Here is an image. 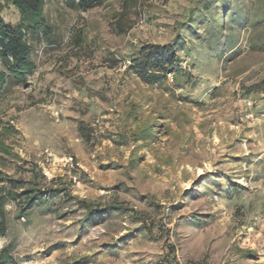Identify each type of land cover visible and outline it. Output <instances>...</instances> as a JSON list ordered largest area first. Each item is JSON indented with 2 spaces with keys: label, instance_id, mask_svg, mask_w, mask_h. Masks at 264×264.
Wrapping results in <instances>:
<instances>
[{
  "label": "rangeland",
  "instance_id": "374dc122",
  "mask_svg": "<svg viewBox=\"0 0 264 264\" xmlns=\"http://www.w3.org/2000/svg\"><path fill=\"white\" fill-rule=\"evenodd\" d=\"M44 13L55 40L0 98V169L45 193L5 204L10 264H264V0ZM146 44L171 45L178 69L142 81L131 58Z\"/></svg>",
  "mask_w": 264,
  "mask_h": 264
},
{
  "label": "trees",
  "instance_id": "16d2710c",
  "mask_svg": "<svg viewBox=\"0 0 264 264\" xmlns=\"http://www.w3.org/2000/svg\"><path fill=\"white\" fill-rule=\"evenodd\" d=\"M67 1L75 9L88 10L102 0ZM45 3L46 0H0V98L10 86L24 85L28 76L35 71L36 64L31 58L33 44L39 41L51 43L55 40L53 26L44 13ZM10 5L16 8L19 14L15 23L6 22L2 16L3 9ZM178 62V56L169 44L142 45L139 47L138 55L131 58L134 72L145 83L159 82L168 73H174L178 69ZM90 129L83 121L77 124L78 134L85 141H90ZM3 152L7 150L0 142V153ZM17 183V180H13L0 169V239L6 236L7 231L5 211L7 201L15 200L19 203L20 210L25 212L45 194L40 188L31 187L18 191ZM82 204L87 211L92 210V203L82 200ZM108 207L123 208L118 203L110 204ZM12 261L9 244H3L0 247V264H10Z\"/></svg>",
  "mask_w": 264,
  "mask_h": 264
},
{
  "label": "bare ground",
  "instance_id": "6f19581e",
  "mask_svg": "<svg viewBox=\"0 0 264 264\" xmlns=\"http://www.w3.org/2000/svg\"><path fill=\"white\" fill-rule=\"evenodd\" d=\"M202 172V170L201 169H198V173H201Z\"/></svg>",
  "mask_w": 264,
  "mask_h": 264
},
{
  "label": "crops",
  "instance_id": "0c3cea01",
  "mask_svg": "<svg viewBox=\"0 0 264 264\" xmlns=\"http://www.w3.org/2000/svg\"><path fill=\"white\" fill-rule=\"evenodd\" d=\"M31 58H32V56H31ZM34 72H35V71H34ZM34 72H33V73H34Z\"/></svg>",
  "mask_w": 264,
  "mask_h": 264
}]
</instances>
